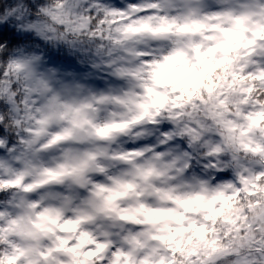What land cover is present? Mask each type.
Wrapping results in <instances>:
<instances>
[{
    "label": "clouds",
    "instance_id": "9594fccd",
    "mask_svg": "<svg viewBox=\"0 0 264 264\" xmlns=\"http://www.w3.org/2000/svg\"><path fill=\"white\" fill-rule=\"evenodd\" d=\"M0 264H264V0H0Z\"/></svg>",
    "mask_w": 264,
    "mask_h": 264
}]
</instances>
